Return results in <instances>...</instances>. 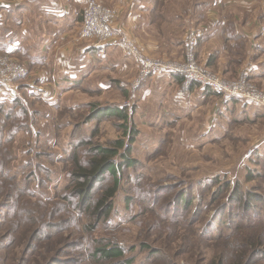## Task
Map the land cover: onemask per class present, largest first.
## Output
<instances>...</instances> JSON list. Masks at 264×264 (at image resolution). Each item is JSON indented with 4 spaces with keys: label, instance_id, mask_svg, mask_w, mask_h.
<instances>
[{
    "label": "rangeland",
    "instance_id": "rangeland-1",
    "mask_svg": "<svg viewBox=\"0 0 264 264\" xmlns=\"http://www.w3.org/2000/svg\"><path fill=\"white\" fill-rule=\"evenodd\" d=\"M176 1L186 4V0ZM171 4H175L174 0L168 2ZM0 55L7 54L0 50ZM11 56L27 69L28 75L18 88L22 103L14 105L13 97H0V264H18L22 258L27 264H48L53 256L73 261L76 258L67 246L79 238L86 239L94 248L118 246L123 249L124 258L132 260L131 264H206L219 256L227 257L233 247L247 251L252 243L264 242L262 109L235 99L241 103L239 108L218 114L216 120L210 115L208 129L200 127L204 125L201 114L193 120L195 125L187 120L188 111L181 116L176 112L175 117H162L157 109L159 104L155 106L156 116H147L151 104L136 99L140 94L133 82L136 67L124 86L125 80L119 79L116 103L110 104L113 94L107 92L102 94L103 102H99L98 93L85 95L87 101L75 98L70 103L72 98H61L66 102H49L27 86V61ZM183 57L184 54L174 59ZM177 77V81L182 79ZM222 77L228 81L246 79L243 73L233 79ZM189 89L183 88V93ZM219 97V101L224 100ZM124 106L138 131L130 155L137 164L124 169L119 176L106 220H101L92 232H86L85 226H92V219L74 213L73 224L61 235L63 222L72 215L61 203L63 199L67 198L66 203L72 199V156L77 155L82 164L92 155L89 144L107 146L123 138L121 121L108 118L109 115L92 120L91 112L95 108ZM168 112L174 114V109ZM171 121L177 125L183 121L184 126L175 128ZM204 130L208 133L204 134ZM236 184L243 193L260 198L252 200V212L230 202ZM111 185L112 179L104 176L93 190L94 198ZM148 185L153 189L144 193L141 188ZM181 194L189 202L185 208L176 204ZM4 202L12 203L11 207L3 209ZM229 206H233L231 212ZM38 222H49L50 227L44 229L48 233L53 231L55 239L46 241L40 237L34 253H27L25 245ZM3 235H8L9 243ZM206 247L209 248L201 255ZM256 250L252 253L255 264H264V247Z\"/></svg>",
    "mask_w": 264,
    "mask_h": 264
},
{
    "label": "crops",
    "instance_id": "crops-1",
    "mask_svg": "<svg viewBox=\"0 0 264 264\" xmlns=\"http://www.w3.org/2000/svg\"><path fill=\"white\" fill-rule=\"evenodd\" d=\"M99 1L116 12L118 34L135 39L149 54L181 58L186 31L193 28L198 38V63L229 79L243 73L264 91V0H186L185 6L176 0L171 5L170 0H163L164 4H160L161 0ZM85 3L86 0H0V50L27 61V86L47 97L46 101H87L88 94L98 93L99 102H103L102 94L107 92L113 94L109 100L113 104L119 101V79L125 80L124 86L135 73L132 60L119 50L89 49L77 41ZM177 79L161 73L136 89L140 90L136 99L151 104L147 116H156L155 106L159 104L162 117H175L176 112L181 116L188 111L187 120L195 125L193 120L201 114L204 125L200 127L208 129L210 115L216 120L218 114L241 104L232 99L219 101L218 94L198 86L184 94ZM171 109L174 114L168 112ZM182 122L178 121L179 126L169 123L178 128L184 126Z\"/></svg>",
    "mask_w": 264,
    "mask_h": 264
},
{
    "label": "trees",
    "instance_id": "trees-1",
    "mask_svg": "<svg viewBox=\"0 0 264 264\" xmlns=\"http://www.w3.org/2000/svg\"><path fill=\"white\" fill-rule=\"evenodd\" d=\"M179 82L182 83L183 78ZM20 90L21 89L18 90L17 96L13 99L14 105L15 103H22L21 99L19 98L21 96V94L19 93ZM0 107L2 106L0 105ZM95 109L92 110L89 119H99V117H104V115L105 117L109 115L110 117L108 118H117L118 121H121L123 138L115 140L114 142H112V144H109L107 146L89 144V153H91L92 155L89 156L88 159H86L82 164H80V162L78 161L77 155L74 154L72 156L74 166L69 172V178L72 180V183L70 184V196L72 197V199H69L68 197V203L65 202L67 198L63 199V202H61L63 209L68 210L72 215H70V217L63 222L60 232L61 235L65 232L68 226L70 227L73 224L72 217L75 216L74 213L85 214L89 217V219H92V226H85L86 232H92L101 220H106L112 210V198L117 192L119 176L122 174L124 169L133 168L137 164V161L133 160L130 155L132 151V144L135 141L138 131L131 122V116L128 114L127 107H113L104 110H98V108ZM104 176H108L112 179V185L110 187H106L98 194L96 198H94L93 190L98 184H100ZM141 189L144 193H149L153 189V186L148 185L146 188L142 187ZM10 195L11 194L7 195L4 201H7ZM158 195L159 194H156V196ZM256 198L257 196H250L247 193H243L240 190L239 185L236 184L231 192L230 202L233 205H238V207L243 209L245 212H252V200H260V198ZM188 203L189 202L186 200V198H184V195L182 194L179 197V202L176 201V204L178 206H182L183 208H185ZM153 204L157 206V202L155 199L153 200ZM11 205L12 203L4 202L2 208H10ZM232 207L233 206L228 207L229 212H231ZM58 210L59 208L56 210L55 216H57ZM48 227H50L49 222L43 224H40L38 222V226L33 229L30 238L25 245V250L27 253H34V251L36 250L35 242L38 238L43 237V240L46 241L55 239L53 231L48 233L44 229ZM3 238L8 242V235H3ZM260 246L264 247V242L261 245L252 243L247 251L241 249L240 247H233L229 250L227 257L219 256L217 260H209L206 264H255L256 258H254L252 253H255L257 251V247ZM67 247L76 258L75 260H59L57 256H53L49 260L48 264H81L82 261H88L92 264L132 263V260H126L124 258L123 249L115 245L94 248L91 247L90 242H87L86 239L79 238L76 241L70 242ZM208 248L209 247L204 248L201 255ZM53 249H55V247H53ZM72 250H75V252H72ZM32 256L34 255L32 254ZM7 258H9V255L6 249L5 262H7ZM18 264L27 263L24 258H22L18 261Z\"/></svg>",
    "mask_w": 264,
    "mask_h": 264
},
{
    "label": "built area",
    "instance_id": "built-area-1",
    "mask_svg": "<svg viewBox=\"0 0 264 264\" xmlns=\"http://www.w3.org/2000/svg\"><path fill=\"white\" fill-rule=\"evenodd\" d=\"M116 12L99 0H86L82 13L77 41L89 48H114L132 60L136 67L135 89L148 78L167 73L183 78L182 89L193 86L208 89L224 100L238 99L252 103L264 111V91L258 89L245 78L228 81L220 74L204 69L195 59L197 35L193 28L184 37V57L181 60L154 57L135 39L118 34L115 30ZM0 55V97L17 96L21 82L28 75L27 69L11 54Z\"/></svg>",
    "mask_w": 264,
    "mask_h": 264
}]
</instances>
